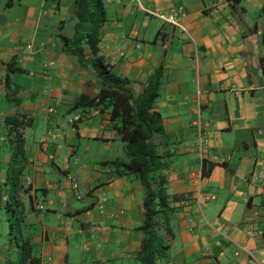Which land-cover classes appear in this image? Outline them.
<instances>
[{"label":"crops","instance_id":"0c3cea01","mask_svg":"<svg viewBox=\"0 0 264 264\" xmlns=\"http://www.w3.org/2000/svg\"><path fill=\"white\" fill-rule=\"evenodd\" d=\"M102 3L97 48L110 71L137 95L161 68L152 110L161 120L154 140L167 153L165 192L175 207L167 264H264V0ZM177 7V26L154 17ZM73 22L70 0H0V208L10 229L0 264L17 263L20 239L38 264H140L143 192L105 164L124 159L123 143L107 110L85 103L100 81L61 49L58 36L70 37ZM27 44L31 53L23 52ZM19 56L20 71L10 75L20 88L17 106L4 99V76L5 63ZM47 61L54 66L43 78ZM17 112L31 126L22 131L17 206L7 211L1 127ZM237 245L255 250L254 259Z\"/></svg>","mask_w":264,"mask_h":264},{"label":"trees","instance_id":"16d2710c","mask_svg":"<svg viewBox=\"0 0 264 264\" xmlns=\"http://www.w3.org/2000/svg\"><path fill=\"white\" fill-rule=\"evenodd\" d=\"M236 1V0H233ZM73 18L72 35H59L61 49L73 56L80 67H89L100 81L97 94L86 100L87 105L101 106L107 110L108 121L123 143L124 159L106 161L115 176H127L138 181L142 192V222L137 230L142 234L139 248L135 254L140 264H167L166 251L173 238L170 217L175 207L165 192L166 181L163 172L167 169L165 153L154 138L162 133L158 113L152 110V103L158 95L161 68L158 66L149 76L137 95L129 88V81L110 71L109 66L98 54V43L106 21L102 0H70ZM20 71L17 60L5 63L4 99L19 105L21 99L15 95L19 87L14 85L10 75ZM31 126L23 113L5 116L1 127L6 136L9 161L4 166L8 200L7 211L16 205L14 194L20 189L18 177L25 162L22 131ZM1 165V162H0ZM16 264H38L31 255L26 239H20Z\"/></svg>","mask_w":264,"mask_h":264},{"label":"built area","instance_id":"2783aa9c","mask_svg":"<svg viewBox=\"0 0 264 264\" xmlns=\"http://www.w3.org/2000/svg\"><path fill=\"white\" fill-rule=\"evenodd\" d=\"M47 1H52V0H47ZM181 16H183V11L181 8L177 7V8H170L166 13H161V14H155L154 17H156L158 20H160L162 23L170 25V26H177L178 25V21L181 18ZM44 47L43 44H39L38 45V50H41ZM33 51L32 45L31 44H27L26 46H24L23 52L25 53H31ZM122 54L119 53V56H121ZM22 62V58L21 56H19L17 58V64L19 65ZM54 66V62L53 61H47L45 62L40 68V73L43 76V78H47L48 77V71L50 68H52ZM54 111V109L52 107H47L45 109V114L49 115L52 114ZM79 119L78 115H75L72 117L71 121H76ZM70 180V185H71V190L74 192V196L76 199L80 198V195L77 194V182L73 177L69 178ZM25 184L29 185V181L27 178L24 179ZM204 195V199L208 200L210 198H212L210 195L208 194H203ZM6 198H3V201H5ZM104 202V200H102ZM184 204V202H182ZM37 210H42V206L41 205H37L36 206ZM100 211L102 209V206L99 207ZM254 233H252L253 235ZM236 252H240V253H244L248 258L250 259H254L255 257V250L248 248L246 245H237L236 246ZM262 256L264 257V251H262ZM260 264V263H258Z\"/></svg>","mask_w":264,"mask_h":264},{"label":"rangeland","instance_id":"374dc122","mask_svg":"<svg viewBox=\"0 0 264 264\" xmlns=\"http://www.w3.org/2000/svg\"><path fill=\"white\" fill-rule=\"evenodd\" d=\"M72 119V118H71ZM5 209L0 208V251L9 244V223Z\"/></svg>","mask_w":264,"mask_h":264}]
</instances>
